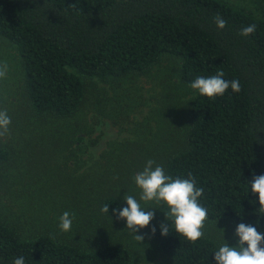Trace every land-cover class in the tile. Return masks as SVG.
<instances>
[{
    "label": "trees",
    "instance_id": "obj_1",
    "mask_svg": "<svg viewBox=\"0 0 264 264\" xmlns=\"http://www.w3.org/2000/svg\"><path fill=\"white\" fill-rule=\"evenodd\" d=\"M217 15L227 21L222 30ZM252 24L255 32L241 36ZM0 36L17 50L26 106L37 118L63 120L80 109L85 86L78 74L105 80L143 73L163 54L181 60L186 84L219 71L225 80L238 79L239 93L229 88L208 98L196 91L188 130L162 167L174 179L192 174L204 189L198 203L207 220L228 218L235 227L251 224L264 233V214L256 212L258 196L248 185L253 175L264 174V19L222 0H0ZM72 134L53 127L41 139L65 137L66 151ZM14 155L1 146L0 164ZM71 183L18 192L4 186L20 197L10 207L0 203V264L20 256L25 264H129V250L109 235L119 197ZM104 205L108 213L101 211ZM65 211L74 213L68 232L58 226ZM160 225L148 227L156 228L152 235L170 264H215L219 245L213 239L191 242L174 228L162 236Z\"/></svg>",
    "mask_w": 264,
    "mask_h": 264
},
{
    "label": "rangeland",
    "instance_id": "obj_2",
    "mask_svg": "<svg viewBox=\"0 0 264 264\" xmlns=\"http://www.w3.org/2000/svg\"><path fill=\"white\" fill-rule=\"evenodd\" d=\"M222 1L264 19V0ZM5 64L6 74L0 78V110L7 111L11 123L0 137V147L8 146L15 154L9 163L0 164L5 188L18 192L19 188L28 187L33 191L41 183L46 186L63 180L81 182L89 188L114 192L121 200V209L127 207L124 195H132L143 209L154 211L151 222L171 225L163 213L167 210L165 205L139 200L140 189L133 177L143 171L149 159L155 161L153 168L163 166L164 158L178 149L188 130L190 100L196 90L181 80L179 58L163 54L143 73L131 72L105 80L76 72L85 86L84 99L80 109L63 120L37 118L28 110L22 62L14 44L0 36V66ZM53 127L73 132V142L68 141L66 151L65 137L63 141L43 143L41 134L53 131ZM4 186L0 187V203L10 207L18 195L7 194ZM110 219L109 235L129 250V264H170L148 226L136 233L144 237L141 242L126 229V220L116 216ZM235 230L228 218L206 219L202 229L203 236L219 246L226 242L229 247L237 245Z\"/></svg>",
    "mask_w": 264,
    "mask_h": 264
},
{
    "label": "clouds",
    "instance_id": "obj_3",
    "mask_svg": "<svg viewBox=\"0 0 264 264\" xmlns=\"http://www.w3.org/2000/svg\"><path fill=\"white\" fill-rule=\"evenodd\" d=\"M214 22L218 29H224L227 21L219 15L214 17ZM256 25L252 24L242 28L240 35L247 37L253 34ZM7 65L0 66V78L6 74ZM223 71L217 74L204 77H196L189 85L191 89L198 91L201 96L214 98L222 96L231 88L235 93L241 90L240 81L233 79L231 81L224 79ZM11 123V118L6 110H0V137L4 136ZM155 161L149 159L142 172L133 177L135 185L140 189L139 200L144 202H155L163 204L167 210L163 211L165 219L170 222L160 225L162 236L169 235L170 228L191 242L198 241L203 236L204 222L207 219V210L198 203V198L203 195L204 189L196 187V181L192 174L188 178H172L165 175L162 166L157 165L153 168ZM250 190L253 196H258L259 208L256 212L264 214V174L253 175L250 182ZM127 207L113 210V215L119 220H126V229L135 233L134 238L143 241L144 237L137 235L139 229L147 227L154 219V211L145 210L141 207L138 200L125 194L123 197ZM155 210V209H153ZM104 213L109 212L108 205L101 208ZM74 213L65 211L59 217V228L63 232L71 230ZM152 234L156 228L151 229ZM223 232V231H222ZM235 236L239 239L237 245L229 247L226 242L219 246L214 253L215 264H264V233L257 230L251 224L240 223L235 230ZM225 241V240H224ZM12 264H25L23 256L15 258Z\"/></svg>",
    "mask_w": 264,
    "mask_h": 264
}]
</instances>
